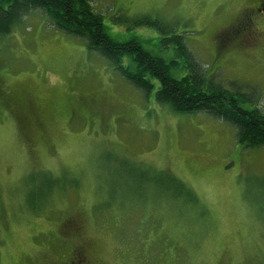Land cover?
Returning <instances> with one entry per match:
<instances>
[{
    "label": "rangeland",
    "instance_id": "rangeland-1",
    "mask_svg": "<svg viewBox=\"0 0 264 264\" xmlns=\"http://www.w3.org/2000/svg\"><path fill=\"white\" fill-rule=\"evenodd\" d=\"M90 1L116 42L182 64L162 45L178 35L211 80L264 112V16L251 32L243 21L260 0ZM156 91L41 11L0 36V264H57L84 242L94 264H264V147ZM46 178L65 191L36 215Z\"/></svg>",
    "mask_w": 264,
    "mask_h": 264
},
{
    "label": "trees",
    "instance_id": "trees-1",
    "mask_svg": "<svg viewBox=\"0 0 264 264\" xmlns=\"http://www.w3.org/2000/svg\"><path fill=\"white\" fill-rule=\"evenodd\" d=\"M33 11L43 12L57 30L85 39L89 51H95L109 61L114 69L148 97L157 87L155 100L168 106L172 112L201 113L219 119L235 128L237 140L244 148L264 147V112L258 108L261 102L254 109L244 108L243 104L250 96L240 90L226 89L211 80L180 36L163 38L162 45L165 48L176 47V59L180 58L182 64L175 59L167 61L153 55L136 40L116 42L107 33L103 16L90 0H0V36L10 34ZM143 23L156 24L149 20H143ZM125 56L130 58V65L123 64ZM185 67L189 73L175 77L173 72ZM43 181L48 194L39 199L38 206L33 203L34 206L29 207V212L36 215L46 207L50 194L65 191L57 180L46 178ZM168 181L178 188L175 191L180 198L186 194L179 184Z\"/></svg>",
    "mask_w": 264,
    "mask_h": 264
},
{
    "label": "flooded vegetation",
    "instance_id": "flooded-vegetation-1",
    "mask_svg": "<svg viewBox=\"0 0 264 264\" xmlns=\"http://www.w3.org/2000/svg\"><path fill=\"white\" fill-rule=\"evenodd\" d=\"M246 16V20L243 21H245V25L249 27H245L244 29H248L251 32L252 27L250 24L252 23V18L264 16V0H260L256 6L249 8ZM73 231H75V235H72V237H77L79 235L76 234V232L79 231L78 228ZM88 246L89 244L87 242H84L83 244L71 245L69 254L62 257L57 264H94L90 260Z\"/></svg>",
    "mask_w": 264,
    "mask_h": 264
}]
</instances>
